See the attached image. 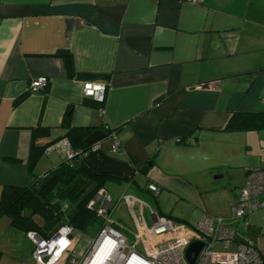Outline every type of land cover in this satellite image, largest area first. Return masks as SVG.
<instances>
[{
	"label": "crops",
	"instance_id": "0c3cea01",
	"mask_svg": "<svg viewBox=\"0 0 264 264\" xmlns=\"http://www.w3.org/2000/svg\"><path fill=\"white\" fill-rule=\"evenodd\" d=\"M60 52L70 54V72ZM43 76L44 88L32 90ZM87 81L106 86L102 102L84 95ZM262 98L264 0H0V191L55 179L48 197L66 221L71 198L95 187L76 173L81 163L110 176L108 192L136 194L159 215L192 226L204 214L224 218L264 259V208L232 217L247 168L264 167V127L227 126L236 113L264 112ZM66 113L72 127L105 133L72 163L45 151L66 131ZM121 207L127 216L122 204L114 214ZM81 240L76 258L91 238ZM32 249L1 217L0 264H35Z\"/></svg>",
	"mask_w": 264,
	"mask_h": 264
},
{
	"label": "built area",
	"instance_id": "2783aa9c",
	"mask_svg": "<svg viewBox=\"0 0 264 264\" xmlns=\"http://www.w3.org/2000/svg\"><path fill=\"white\" fill-rule=\"evenodd\" d=\"M183 1L191 4L203 2ZM47 81L44 76L36 78L30 88L42 89ZM105 89L100 82L83 83L84 95L99 102L104 99ZM109 135L113 139L111 149L115 150L120 142L114 130ZM99 146L100 141H96L86 149H75L68 138L61 137L48 144L45 151H55L63 160L72 163L88 151H97ZM147 191L154 196L158 187L148 183ZM120 204L126 209L130 227L113 217ZM86 208L94 213L99 227L83 254L78 258L73 256V248L81 233L65 223L45 237L36 232L26 233L33 244L35 264H62L65 261L71 264H190L185 252L194 242L200 243L201 247L193 264H264L254 241L248 237L237 239L235 227L220 216L204 214L192 226L159 215L154 206L133 193L120 194L113 204L112 196L103 187L96 189ZM260 208H264V167L253 166L247 168L244 185L237 192L232 217L243 222L248 214ZM242 229L245 232L248 225L242 223ZM125 232L131 235V241ZM216 246H221V250L215 249Z\"/></svg>",
	"mask_w": 264,
	"mask_h": 264
},
{
	"label": "trees",
	"instance_id": "16d2710c",
	"mask_svg": "<svg viewBox=\"0 0 264 264\" xmlns=\"http://www.w3.org/2000/svg\"><path fill=\"white\" fill-rule=\"evenodd\" d=\"M58 56L62 57L70 72V54L60 52ZM24 97L25 95H21L18 100ZM227 126L236 129H260L264 127V112L236 113L232 115ZM61 127L66 129L61 137L68 138L73 148L86 149L89 147L84 143V138L93 132L91 127H72L67 113L62 118ZM35 130L44 131L41 126H36ZM75 170L83 178L93 181L95 187L85 195L80 194L76 198L70 196L71 201L76 205V211L66 222L82 235L88 236L96 229L98 230L99 222L94 213L86 208V204L96 189L101 187L110 176L94 172L81 163L76 165ZM58 183L57 180L51 179L41 188L37 187V183L28 187L3 185L0 191V218L6 217L12 227L25 233L31 231L44 237L47 236L42 229L56 218V212L51 207L48 195L57 189ZM95 226L97 228L94 229Z\"/></svg>",
	"mask_w": 264,
	"mask_h": 264
},
{
	"label": "rangeland",
	"instance_id": "374dc122",
	"mask_svg": "<svg viewBox=\"0 0 264 264\" xmlns=\"http://www.w3.org/2000/svg\"><path fill=\"white\" fill-rule=\"evenodd\" d=\"M109 193L112 196L113 204L116 203L118 201V198H119L120 194H121L120 191H119V189L117 187H114L113 190H110ZM124 213H125V211H124L123 207H121V209L119 210V212L117 214L115 213L113 215V217L115 219H117L118 222H120L122 225H124L126 227H130L129 218L127 216L123 215ZM67 217H69V216H67ZM64 218H65L64 216H61L60 218L56 217V222L54 223L55 226L52 228V230H51V232L49 234H51L59 225H61L63 221H66L67 220L66 218L65 219ZM95 228H97V227L95 226L94 229ZM96 231H97V229L95 231H93L91 234H89L88 236H86V237L92 238L94 236V234L96 233ZM125 235H127L128 241H131V235L129 233H127V232H125ZM81 237H82V235L79 237L77 243L75 244V246L73 248V251H74L75 248H77L76 251H80L81 250V248H82V246L84 244V241L83 240H81L79 242V240H80ZM221 248H222L221 246H216L215 247V249H217V250H221ZM66 263L67 264H71V262H68V261Z\"/></svg>",
	"mask_w": 264,
	"mask_h": 264
},
{
	"label": "water",
	"instance_id": "95a60500",
	"mask_svg": "<svg viewBox=\"0 0 264 264\" xmlns=\"http://www.w3.org/2000/svg\"><path fill=\"white\" fill-rule=\"evenodd\" d=\"M105 133L102 130H94L88 136L85 137L84 142L87 144L100 141L104 138ZM201 244L198 242H194L188 246L185 252L186 259L190 264H193L195 258L199 252Z\"/></svg>",
	"mask_w": 264,
	"mask_h": 264
}]
</instances>
